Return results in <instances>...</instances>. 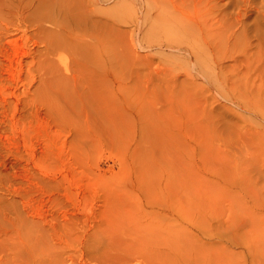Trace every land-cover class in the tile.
Listing matches in <instances>:
<instances>
[{
  "label": "rangeland",
  "instance_id": "obj_1",
  "mask_svg": "<svg viewBox=\"0 0 264 264\" xmlns=\"http://www.w3.org/2000/svg\"><path fill=\"white\" fill-rule=\"evenodd\" d=\"M23 1L0 0L2 27ZM104 2L12 31L29 55L0 101V264H264V0H213L223 51L200 63L145 0Z\"/></svg>",
  "mask_w": 264,
  "mask_h": 264
},
{
  "label": "bare ground",
  "instance_id": "obj_2",
  "mask_svg": "<svg viewBox=\"0 0 264 264\" xmlns=\"http://www.w3.org/2000/svg\"><path fill=\"white\" fill-rule=\"evenodd\" d=\"M21 1V0H20ZM29 2V4L30 5H27V3H24V1L22 2V3H24L26 6H31V7H28V9H27V11H24V10H21L20 9V7L19 8H17L18 6V4H19V2L18 3H16L17 5H15V7L17 8H9V9H14L12 12L13 13H10L11 12V10H9V11H7V12H9L10 14L8 15V17L7 16H3L4 18H7L8 20H9V22H6L5 24H7L8 26L10 25V27H14L13 29L14 30H11V28L10 27H8L7 25H5L4 23V26L2 27L1 26V23H0V42L2 41L3 42V40L4 39H6L5 40V42H6V44H8L6 47H10L9 49L8 48H6L4 45H5V43L3 44H1L2 46H0V59H4L3 60V62H5V63H3V67H1L0 68V94H1V97H0V101H1V103H2V106H4V105H7L6 103H9V101H7V99L9 98H6V95L7 94H5L7 91H5L6 89H4L3 87H5L6 86V83L4 82V81H6V82H9V81H14V77L16 78V75L17 76H19V78L21 77V64H22V62L23 61H25V60H23L24 59V57L25 56H27V55H29V50L28 51H25V49H20L19 50V45H20V48H21V44L22 43H18L19 41L18 40H20L19 39V37L17 36H15V37H13L12 35V31H19L20 30V27L22 28V26H26L27 27V25H33V26H38V27H36V28H41V27H43V25L45 24V23H48V24H59V23H61V22H63L64 21V25L63 26H65L66 28H68L67 26V24L69 23V21L67 22V24H66V16H67V14H66V12H68L67 10L69 9V8H72L73 6H75L74 8H76L77 6H76V3H78V2H80V3H82L83 5V7L82 8H84L85 6H86V8H89L88 6H90V8L93 6V4L95 5V4H98V3H102V5H103V2L104 1H106V0H47L48 2L50 1V3H52L51 4V6L49 7V8H46V9H44L45 8V5H43V4H50V3H42L40 0H38V2H37V0H36V2L37 3H35V1H33V5H31V0H28ZM125 1V0H124ZM128 1V0H127ZM146 1V5H150L151 6V8H153V9H155V10H153L152 9V11L154 12H156V14H155V12H154V14H155V16H154V18L156 19V22H159L160 23V19H162L163 21L162 22H166L165 23V28H166V25L167 26H169V28L164 32V34H162L161 36V38H163V37H165V35H166V33L168 34L167 35V38L169 39V41H167V42H165L166 40H168V39H166V38H163V39H165V41H164V44L166 43V45L168 46V44H169V46L171 47V48H174V49H176V50H178V51H185L184 53H185V55L188 53V55H186L187 57L189 56V54L190 55H194L195 56V60H197V58L198 57H201L202 55H203V53H205V52H207V53H210V55L211 54H214V53H217V51L218 50H222V49H220V48H217L216 49V47H215V44H214V51H213V49L209 46V42H212V40L213 41H215V40H217V39H220L222 36H224L225 35V30H226V26H225V22H224V20H222L223 21V23H222V21H220V19L223 17L222 16V14L221 15H219V13H221V12H219L218 14H215V13H212V14H209L210 12L209 11H211L210 9L211 8H214V5H215V3H213V0L211 1V0H167V4H165V5H163V4H161L158 0H145ZM156 1H158V2H156ZM25 2H27V0H25ZM54 2V3H53ZM143 2H144V0H143ZM209 2H212V4H210ZM217 2V1H216ZM247 2V1H246ZM105 3V2H104ZM107 3V2H106ZM120 3V2H119ZM250 3V2H249ZM15 4V3H14ZM20 4H21V2H20ZM145 4V3H144ZM25 5H23L24 7H25ZM46 5V6H47ZM99 5V4H98ZM236 5V4H235ZM239 5V4H238ZM14 6V5H13ZM67 7V9H65V7ZM100 7H103V6H101V4L99 5ZM121 6V5H120ZM120 6H117L116 8H118V7H120ZM219 6V5H218ZM225 6V5H224ZM232 6V5H231ZM235 7V6H234ZM238 7V6H237ZM21 8L23 9V7L21 6ZM26 8V7H25ZM80 8H81V5H80ZM79 8V6H78V10L80 9ZM81 8V9H82ZM94 8H99V7H97V5H96V7L94 6ZM215 8H217V6L215 7ZM221 8V7H220ZM236 8V7H235ZM234 8V9H235ZM255 8V7H254ZM85 9V8H84ZM84 9H82V11L84 10ZM103 9V8H102ZM102 9H98L99 11L97 12V10L95 11L96 13H99L100 12V19H99V21L100 22H103L104 20L103 19H106V18H102V16L104 17V13H105V9L104 10H102ZM147 9V8H146ZM218 9V8H217ZM216 9V10H217ZM29 10V11H28ZM77 10V9H76ZM93 10V9H92ZM91 10V11H92ZM213 10V9H212ZM229 10V9H228ZM246 10V9H245ZM46 11V12H45ZM75 11V9L73 10V12ZM82 11L80 12V13H82ZM94 11V10H93ZM102 11H104V13L102 12ZM151 11V10H150ZM215 11V10H214ZM213 11V12H214ZM235 11V10H234ZM256 11V10H255ZM6 12V13H7ZM27 12V14H28V16L27 15H25V13ZM61 12H63V15H61ZM83 12H85V11H83ZM89 12L90 11H88V13H87V15L89 14ZM236 12V11H235ZM22 13H24V15H21ZM77 13V12H76ZM76 13L74 14V15H76ZM103 13V15L101 16V14ZM237 13V12H236ZM235 13V14H236ZM4 14V13H3ZM69 14L71 15V13L69 12ZM78 14V13H77ZM84 15L86 14V13H83ZM82 14V15H83ZM93 14V13H92ZM230 14V13H229ZM246 14V13H245ZM5 15H7V14H5ZM80 15V14H79ZM91 15V14H90ZM98 15V14H97ZM30 16V17H29ZM92 17H93V15H91ZM143 16V15H142ZM220 16H222V17H220ZM235 16V15H234ZM239 16H240V14H239ZM68 17H69V15H68ZM72 17H74V16H71V18ZM79 17V16H78ZM82 17V16H81ZM84 17V16H83ZM85 17H87L86 15H85ZM89 17V16H88ZM94 17H95V15H94ZM99 17V15L97 16V18ZM240 17H242V16H240ZM70 18V17H69ZM68 18V19H69ZM74 18H76V17H74ZM96 18V17H95ZM94 18V19H95ZM96 18V19H97ZM142 18V17H141ZM153 18V19H154ZM225 18V17H224ZM1 19V18H0ZM78 19V18H77ZM82 19V18H81ZM86 19V21H88L87 20V18H85ZM154 19V20H155ZM3 22H4V20H6V19H1ZM70 20V19H69ZM72 20H75V19H73L72 18ZM98 20V19H97ZM143 20H144V18H143ZM159 20V21H158ZM233 20H234V17H233ZM76 21V20H75ZM78 21H79V19H78ZM94 21V20H93ZM96 21V20H95ZM106 21V20H105ZM236 21V20H235ZM240 21V20H239ZM239 21H237V22H239ZM1 22V21H0ZM90 22H92V21H90ZM236 22V24H238ZM254 22H255V20H254ZM254 22H253V25H254ZM77 23V22H76ZM155 23V22H154ZM154 23L152 24V26L154 25ZM228 23V22H227ZM257 23V22H256ZM2 24V25H3ZM72 24H74V22H72ZM78 24V23H77ZM99 24V23H98ZM161 24V23H160ZM160 24H159V26H160ZM228 24H230V23H228ZM29 25V26H30ZM67 25V26H66ZM70 26H71V23L69 24ZM102 25H103V23H102ZM163 26H164V23L162 24ZM235 25V24H234ZM241 25V24H240ZM44 26H46V25H44ZM154 26H156V25H154ZM216 26H222L223 28L225 27V30H223L224 31V35L221 33V31H220V33L217 31V27ZM48 27V26H47ZM53 27L55 28V26L53 25ZM228 27V26H227ZM254 27H256V25L254 26ZM253 27V28H254ZM27 28H29V27H27ZM39 28V29H40ZM44 28V27H43ZM56 28H60V27H58V26H56ZM156 28V27H155ZM161 28V30H162V26L161 27H159V29ZM164 27H163V30L165 29ZM242 28V27H241ZM261 28V27H260ZM259 28V29H260ZM51 29V28H50ZM49 29V30H50ZM62 29H64V28H62ZM70 29V28H69ZM228 29V28H227ZM240 29V28H239ZM22 30H23V32H25L26 30H25V27H24V29H21L20 31L22 32ZM25 30V31H24ZM47 30V29H46ZM45 30V31H46ZM48 30V31H49ZM52 30V29H51ZM60 30V29H59ZM67 30V29H66ZM72 30V29H71ZM71 30H69V32L68 33H71L70 31ZM157 30V29H156ZM219 30V29H218ZM238 30V29H237ZM53 32H52V35H53V33H54V30H52ZM160 31V30H159ZM222 31V32H223ZM22 32V34H25V33H23ZM28 32V31H27ZM44 32V31H43ZM50 32V31H49ZM62 32V31H61ZM64 32H66L65 30H64ZM234 32H236V30H234ZM262 32V31H261ZM56 33V32H55ZM63 33V32H62ZM163 33V32H162ZM220 35H219V34ZM262 33H264V32H262ZM17 34V33H16ZM27 34V33H26ZM29 34V33H28ZM221 34H222V36H221ZM15 35V34H14ZM17 35H19V33L17 34ZM59 35H61V34H59ZM158 35V34H157ZM160 35V34H159ZM164 35V36H163ZM232 34H229V35H227L228 36V38H229V36H231ZM245 35V34H244ZM262 35V34H261ZM22 36V35H21ZM29 36V35H28ZM42 36V35H41ZM227 36H225V37H227ZM234 36V35H233ZM236 36V35H235ZM44 38H45V35L43 36ZM47 37V36H46ZM56 37V36H55ZM157 37V36H156ZM160 37V36H159ZM20 38H22V37H20ZM51 38H53V37H48V39H50L51 40ZM236 38V37H235ZM246 38V37H245ZM36 39H38V38H36ZM42 39V38H41ZM212 39V40H211ZM223 39V38H222ZM23 40V39H22ZM39 40V39H38ZM55 40V39H54ZM211 40V41H210ZM223 40H225V39H223ZM222 40V42H224ZM219 41V40H218ZM257 41V40H256ZM262 41H264V40H262ZM40 42V41H39ZM38 42V43H39ZM44 42V41H43ZM57 42V41H56ZM158 42H161V41H158ZM163 42V41H162ZM229 42H230V40H229ZM44 43H48V41L47 42H44ZM58 43V42H57ZM219 43V42H218ZM231 43V42H230ZM25 44V43H24ZM54 44H55V42H54ZM163 44V43H162ZM203 44H206L207 46H208V51H205V48L203 49V47H202V45ZM222 44H224V43H222ZM28 45V44H27ZM52 45V44H51ZM60 45V44H59ZM159 45V44H158ZM236 45V44H235ZM256 45V44H255ZM259 45V44H258ZM25 46V45H24ZM45 46V45H44ZM168 46V47H169ZM217 46V45H216ZM224 46V45H223ZM225 46H226V44H225ZM233 46H234V44H233ZM23 47V46H22ZM28 47V46H27ZM56 47V46H55ZM55 47L53 48V50H52V48L51 47H47V49L45 48H42V52H44L43 54H44V56L47 58V56H49L50 55V53H51V51H50V49L52 50V51H54V49H55ZM169 47V48H170ZM218 47V46H217ZM236 47H237V45H236ZM239 47V46H238ZM261 47H264V45H262ZM26 48V47H25ZM48 48H50V49H48ZM58 48V47H57ZM257 48V47H256ZM168 49V48H167ZM182 49V50H181ZM228 49V48H227ZM236 49V48H235ZM32 50V49H31ZM36 50V49H35ZM39 50V49H38ZM48 50V51H47ZM56 50V49H55ZM215 50H216V52H215ZM252 50V49H251ZM34 51V50H33ZM37 51V50H36ZM169 51H172V50H169ZM178 51H175V52H177L178 53ZM223 51V50H222ZM227 51V50H226ZM249 51V50H248ZM261 51V50H260ZM32 52V51H31ZM35 52V51H34ZM38 52V51H37ZM225 52V51H224ZM256 52V51H255ZM47 53V54H46ZM52 53H54V52H52ZM172 53V52H171ZM180 53V52H179ZM183 53V52H182ZM182 53H180V54H182ZM183 53V54H184ZM207 53H205V56H206V54ZM222 54H224L223 52H221ZM261 53V52H260ZM35 54V53H34ZM42 54V53H41ZM174 54V53H173ZM47 55V56H46ZM52 55V54H51ZM50 55V56H51ZM215 55V54H214ZM231 55H232V53H231ZM258 55V54H257ZM256 55V57H258L259 58V56H257ZM262 55V54H261ZM36 56H38V58L39 57H41V55L39 56V54L38 55H36ZM208 56H209V54H208ZM212 56V55H211ZM217 56V55H216ZM216 56H214V57H216ZM32 57V56H31ZM35 57V56H34ZM45 57H43V59L45 58ZM186 57V58H187ZM252 57V56H251ZM33 58V57H32ZM45 58V59H46ZM51 58H52V56H51ZM184 58V57H183ZM193 58V57H192ZM191 58V59H192ZM203 58H205L204 56H203ZM209 58V57H208ZM207 57L205 58L206 60H209V59H211V58H209L208 59ZM213 58V57H212ZM226 58V57H225ZM250 58V57H249ZM253 58H255L254 57V55H253ZM34 59V58H33ZM48 59V58H47ZM49 59H50V57H49ZM189 59H190V57H189ZM188 58H187V60H189ZM202 59V58H201ZM214 59V60H213ZM212 59V61H210L211 63L214 61H216L215 59H217V57L216 58H213ZM257 59V58H256ZM260 59V58H259ZM258 59V60H259ZM31 60V59H30ZM53 60V59H52ZM195 60H192L190 63H191V65L192 64H195L196 63V61ZM225 60V59H224ZM240 60V59H239ZM249 60V59H248ZM252 60H254V59H252ZM1 62H2V60H0ZM15 61V62H14ZM32 62H33V60H31ZM39 61V62H38ZM46 61V60H45ZM45 61H43V60H41V58H40V60H37L36 62V64H37V73L39 72V74H40V76L42 75L41 73H43V70L44 69H42V72H41V68H43V65H45V64H43ZM190 61V60H189ZM195 61V62H194ZM197 61H199V59L197 60ZM205 61V60H204ZM242 61H244V59H242L241 60V62ZM7 62V63H6ZM47 62V61H46ZM49 62V61H48ZM50 62H51V60H50ZM188 62V61H187ZM200 62H202V60L201 61H199V63ZM207 63H208V61H206ZM209 62V63H210ZM245 62V61H244ZM254 62V61H253ZM258 62V61H257ZM262 62H264V61H262ZM13 63H16V64H14L13 65ZM198 63V64H199ZM203 63H205V62H203ZM207 63H205V64H203V65H205L206 67H205V69L203 68V67H201V65L199 66L197 63H196V65L197 66H199L200 67V70H201V68H203L202 70H204L203 72H204V74H205V78H206V80H207V82L208 83H213L212 85H219V83H220V81H221V79H220V77H219V75L217 76V73H215V70H214V67H212V65H211V70L209 71L208 69H207V65H209V64H207ZM217 63V62H216ZM2 64V63H1ZM207 64V65H206ZM213 64V63H212ZM215 64V63H214ZM213 64V65H214ZM225 64V63H224ZM240 64V63H239ZM262 64V63H261ZM15 65L17 66L18 65V67H17V71L16 70H14V69H11V68H14L15 67ZM49 66H50V63L48 64ZM195 65V66H196ZM202 65V66H203ZM250 65V64H249ZM13 66V67H12ZM34 66V65H33ZM36 66V65H35ZM49 66L47 67V69L49 68ZM186 66H187V64H186ZM216 66V65H215ZM225 66H226V64H225ZM224 66V67H225ZM244 66V65H243ZM250 66H253V65H250ZM249 66V67H250ZM261 66V65H260ZM260 66H259V68H260ZM6 67V68H5ZM22 67H24V66H22ZM190 67V66H189ZM16 68V67H15ZM36 68V67H35ZM194 68V67H193ZM197 68V67H196ZM210 68V67H209ZM218 68H220V67H218ZM226 68V67H225ZM4 69H5V76L3 75V71H4ZM51 69V68H50ZM190 69V68H189ZM207 69V70H206ZM235 69V68H234ZM243 69H244V67H243ZM247 69V68H246ZM261 69V68H260ZM29 70V69H28ZM31 70V69H30ZM256 70V69H255ZM257 70H258V68H257ZM24 71V70H23ZM46 71V70H45ZM48 71V70H47ZM50 71V70H49ZM52 71H53V69H52ZM197 71H199V69H197ZM220 71V70H219ZM239 71H241V70H239ZM242 71H244V70H242ZM250 71V70H249ZM262 71H264V70H262ZM34 72V71H33ZM33 72H30V73H32L33 74ZM201 72V71H200ZM23 73V72H22ZM45 73V72H44ZM195 73H197V72H195ZM237 73V72H236ZM246 73V72H245ZM251 73V72H250ZM23 74H25V73H23ZM27 74V73H26ZM198 74H200V73H198ZM221 74V73H220ZM239 74V73H238ZM29 75V74H28ZM53 75V74H52ZM223 75V74H222ZM32 76V75H31ZM203 76V75H202ZM25 76L23 75V77H21V78H24ZM32 77H34V75L32 76ZM38 77H39V75H38ZM26 78V77H25ZM222 78V77H221ZM231 78V77H230ZM259 78V77H258ZM29 79V78H28ZM33 79V78H32ZM34 79H35V77H34ZM33 79V80H34ZM238 79H239V77H238ZM16 80V79H15ZM18 81H19V79H17ZM26 80V79H25ZM39 80V79H38ZM22 81V80H21ZM27 81V80H26ZM228 81V80H227ZM237 81V80H236ZM258 81V80H257ZM17 82V81H16ZM15 83V82H14ZM13 83V84H14ZM18 83V82H17ZM20 83V82H19ZM10 84V83H9ZM39 84V83H38ZM221 84H222V81H221ZM236 84V83H235ZM18 85V84H17ZM16 85V86H17ZM32 85V84H31ZM7 86H9V89H10V85H7ZM39 86V85H38ZM38 86H36V87H38ZM229 86V85H228ZM36 87H34L35 89H36ZM6 88V87H5ZM16 88V87H15ZM224 88V87H223ZM8 89V88H7ZM13 89V88H12ZM38 89H40V87L38 88ZM36 91V90H35ZM40 90H38V92H39ZM17 92V91H16ZM19 92V91H18ZM37 92V91H36ZM8 93H12V94H9V95H14V94H16V93H14V90H9L8 91ZM40 94V93H39ZM5 95V96H4ZM18 95V94H17ZM8 96V95H7ZM13 97V96H12ZM13 98H15L16 99V97L14 96ZM12 98V99H13ZM9 100V99H8ZM14 100V99H13ZM38 100V99H37ZM46 100V99H45ZM44 100V101H45ZM25 101H26V99H25ZM43 101V102H44ZM48 101V100H47ZM28 102V101H27ZM26 103V102H25ZM48 103V102H47ZM9 104H11V103H9ZM50 104V103H49ZM25 105V104H24ZM20 106H22V105H20ZM28 106V105H27ZM36 106V105H35ZM6 107V106H5ZM8 107V106H7ZM39 107V106H38ZM10 108V107H9ZM50 108V107H49ZM21 109V108H20ZM53 109V108H52ZM4 110V109H3ZM11 110V109H10ZM9 110V111H10ZM35 110V109H34ZM0 111H2L1 109H0ZM8 111V112H9ZM27 111H28V109H27ZM31 111V110H30ZM7 112V111H6ZM6 112H5V114H6ZM22 112H24V111H22ZM33 112V111H32ZM25 113V112H24ZM28 112H26V114H27ZM10 114H12V113H10ZM37 114V113H36ZM28 115V114H27ZM4 116H6V115H4ZM11 116V115H10ZM9 116V117H10ZM17 116V115H16ZM26 116V115H25ZM8 117V116H7ZM29 117V116H28ZM1 118V117H0ZM13 118V117H12ZM4 119V118H3ZM8 120V123L9 122H11V121H13V120H11V121H9V119H7ZM2 121V120H1ZM18 121V120H17ZM16 122V121H15ZM6 123V122H5ZM21 123H23V122H21ZM12 124V123H11ZM7 125H9V124H7ZM12 127V126H11ZM13 127H14V124H13ZM20 127V126H19ZM15 128V127H14ZM10 129V128H9ZM5 133V132H4ZM9 133V132H8ZM4 135H6V134H4ZM7 136V135H6ZM3 137H5V136H3ZM2 138V137H1ZM5 139V138H4ZM1 143H2V141H1ZM4 144V143H3Z\"/></svg>",
  "mask_w": 264,
  "mask_h": 264
}]
</instances>
